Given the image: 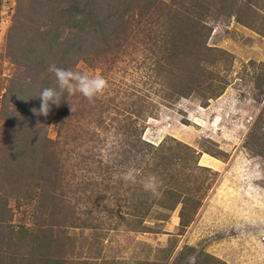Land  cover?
Here are the masks:
<instances>
[{
	"label": "rangeland",
	"instance_id": "1",
	"mask_svg": "<svg viewBox=\"0 0 264 264\" xmlns=\"http://www.w3.org/2000/svg\"><path fill=\"white\" fill-rule=\"evenodd\" d=\"M77 3L0 0V264H264V0Z\"/></svg>",
	"mask_w": 264,
	"mask_h": 264
},
{
	"label": "clouds",
	"instance_id": "2",
	"mask_svg": "<svg viewBox=\"0 0 264 264\" xmlns=\"http://www.w3.org/2000/svg\"><path fill=\"white\" fill-rule=\"evenodd\" d=\"M48 70L55 74L57 86L45 87L40 91L38 96L40 98L38 113L44 116L49 115L53 105H60L61 96L64 91H67L69 94L78 92L92 102L107 87V80L99 73L90 75L87 72L73 71L71 68L59 67L54 63L48 66ZM123 179L127 182L135 183L137 181L136 169L134 167L128 168L123 175ZM141 183L143 188L149 191L153 197L162 195L159 191V184L155 176L142 179Z\"/></svg>",
	"mask_w": 264,
	"mask_h": 264
},
{
	"label": "trees",
	"instance_id": "3",
	"mask_svg": "<svg viewBox=\"0 0 264 264\" xmlns=\"http://www.w3.org/2000/svg\"><path fill=\"white\" fill-rule=\"evenodd\" d=\"M74 1H75V3H76V10L78 11V6H77L78 3H77V0H74ZM91 2H92V0H91ZM72 7L74 8V4L72 5ZM237 19H239V17H238ZM25 87H27V86H26L25 84H22V88H21V90L23 89L24 92H25L26 95H27L28 92H27V90H26ZM184 97H186V96H184ZM137 137L139 138L140 142H143V143L148 144V145H151V146L154 145V143L152 144L150 141H148V140H146L145 138H143L140 132L138 133ZM124 150H125V149H124ZM162 164H163V163H162ZM164 164L168 165V164H169V161H168V160L164 161ZM181 217H182V216L180 215V218H181Z\"/></svg>",
	"mask_w": 264,
	"mask_h": 264
}]
</instances>
